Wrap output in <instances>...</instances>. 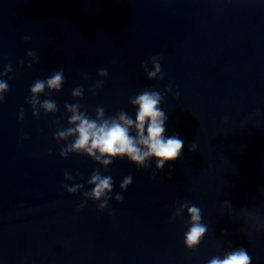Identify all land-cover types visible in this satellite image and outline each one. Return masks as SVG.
<instances>
[{
  "label": "water",
  "instance_id": "1",
  "mask_svg": "<svg viewBox=\"0 0 264 264\" xmlns=\"http://www.w3.org/2000/svg\"><path fill=\"white\" fill-rule=\"evenodd\" d=\"M152 56L161 57L163 79H147L141 67ZM8 65L0 264H207L240 247L264 264V0H0V72ZM57 70L62 89L39 99L58 110L35 117L30 87ZM97 81L103 86L93 93ZM168 84L165 136L178 134L184 147L163 170L154 160L137 168L117 158L105 171L87 156L60 157L64 142L53 134L68 126L65 103L92 118L102 107L135 119L130 98ZM76 87L82 98L72 97ZM94 170L113 179L102 211L91 200L79 208ZM127 176L132 184L122 191ZM77 183L84 187L75 194L64 188ZM185 202L200 208L208 228L194 250L184 245L187 210L172 219Z\"/></svg>",
  "mask_w": 264,
  "mask_h": 264
},
{
  "label": "clouds",
  "instance_id": "2",
  "mask_svg": "<svg viewBox=\"0 0 264 264\" xmlns=\"http://www.w3.org/2000/svg\"><path fill=\"white\" fill-rule=\"evenodd\" d=\"M33 62L38 60L36 54L32 51L27 53ZM161 57L152 56L148 61L142 64V68L147 75V79H163L160 64ZM152 65L149 70L148 65ZM12 71V66L5 67L0 72V102L4 100V93L9 89L7 81L2 79ZM100 77H106L108 71L100 69L97 73ZM11 79V77H9ZM64 83L63 70L55 71L50 77L44 80H36L30 87V99L27 103L32 107V115L38 117L40 111L45 115L55 113L57 105L55 101L50 99L40 100L39 97L46 95L48 92H59ZM103 86V81H97L92 89ZM172 91L171 84L166 85L164 92L146 88L135 97L130 98V105L136 109L135 119L128 112L121 110L114 116H106L102 107L96 108L95 118L90 117L86 111H81L84 107L79 103H65L64 108L70 115L67 119V127L58 128L53 134V139L57 142H64V146L60 148L59 155L61 158H67L71 154H79L87 156L100 164L105 171L117 158H126L137 168L149 167V161L154 160L155 168L163 170L167 162H172L180 158L184 147V141L178 134L165 136L166 121L168 119L165 111L161 108L165 94ZM84 89L76 87L71 95L73 98H82ZM179 93H177V96ZM24 118L23 109L19 114V119ZM59 124V121L54 122ZM196 145L191 144L189 151H195ZM66 180H73L74 177L66 172ZM132 177L127 176L120 184L122 191L126 190L132 184ZM87 184L91 186L90 191L83 192L85 198L79 204V208H83L87 200L97 203L99 210L108 207V201L113 199V179L109 175H102L99 170H94L87 180ZM84 187L83 184H74L73 186L64 185L65 190L69 194L80 192ZM117 202H123V196L117 193L114 197ZM185 209L189 227L184 233V245L189 250L196 249L203 240L208 228L202 221V213L198 206L185 202L179 205L175 211L174 219L182 216ZM171 222V220L169 221ZM207 264H252V257L243 247L233 249L224 253L223 258L219 255L213 256Z\"/></svg>",
  "mask_w": 264,
  "mask_h": 264
}]
</instances>
